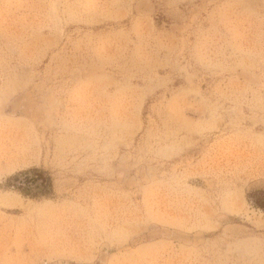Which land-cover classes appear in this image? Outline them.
Masks as SVG:
<instances>
[{"label": "rangeland", "instance_id": "rangeland-1", "mask_svg": "<svg viewBox=\"0 0 264 264\" xmlns=\"http://www.w3.org/2000/svg\"><path fill=\"white\" fill-rule=\"evenodd\" d=\"M0 264H264V0H0Z\"/></svg>", "mask_w": 264, "mask_h": 264}, {"label": "trees", "instance_id": "trees-1", "mask_svg": "<svg viewBox=\"0 0 264 264\" xmlns=\"http://www.w3.org/2000/svg\"><path fill=\"white\" fill-rule=\"evenodd\" d=\"M32 173L30 172H23V174H19V175H25L24 178L19 177V175L14 176V178H12L14 181L16 180L17 183H20L21 186H19V184L17 185V188L22 192L27 193L29 189H31V187L33 188V186L37 187L39 189V192H42L43 194H45L47 192V189H49L51 187V179L47 176H44L43 171H41L40 169L37 170V168L30 170ZM30 173V175H29ZM32 174V175H31ZM22 192V193H23Z\"/></svg>", "mask_w": 264, "mask_h": 264}, {"label": "bare ground", "instance_id": "bare-ground-1", "mask_svg": "<svg viewBox=\"0 0 264 264\" xmlns=\"http://www.w3.org/2000/svg\"><path fill=\"white\" fill-rule=\"evenodd\" d=\"M16 133H17V132H16ZM19 135H20V134H19ZM20 136H22V135H20ZM16 143H17V142H16ZM19 143H21V142H19ZM24 146H25V144H24ZM26 146H27V145H26ZM13 148H14V147H13ZM17 148H18V146H17ZM19 148H20V147H19ZM19 148H18V149H19ZM22 148H23V147H22ZM23 150H26V148L23 149ZM23 150H22V151H23ZM18 152H19V151H18ZM18 152H17V154H18ZM26 152H27V150L25 151V153H26ZM27 153H28V152H27ZM14 155H15V154H14ZM21 155H22V154H21ZM21 155H20V156H21ZM25 155H26V154H25ZM15 157H16V156H15ZM18 157H19V155H18ZM23 157H24V156H23ZM26 158H27V157H26Z\"/></svg>", "mask_w": 264, "mask_h": 264}]
</instances>
